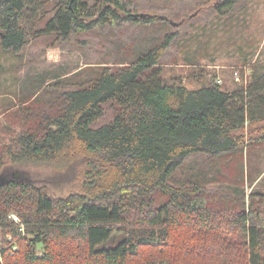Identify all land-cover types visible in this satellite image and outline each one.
<instances>
[{
    "label": "trees",
    "instance_id": "trees-1",
    "mask_svg": "<svg viewBox=\"0 0 264 264\" xmlns=\"http://www.w3.org/2000/svg\"><path fill=\"white\" fill-rule=\"evenodd\" d=\"M48 1L51 15L36 33L65 40L155 16L140 17L129 0H0L2 51L27 45L32 17ZM237 1L217 0L216 9L224 15ZM171 39L136 61L100 66L53 98L25 102L22 129L0 145V264H264V189L256 184L264 170L247 174L249 194L211 187L214 179L173 181L193 154L217 157L264 140V72L245 90L169 82L159 63ZM32 165L51 167L69 193L54 196L26 177L20 168Z\"/></svg>",
    "mask_w": 264,
    "mask_h": 264
},
{
    "label": "rangeland",
    "instance_id": "rangeland-1",
    "mask_svg": "<svg viewBox=\"0 0 264 264\" xmlns=\"http://www.w3.org/2000/svg\"><path fill=\"white\" fill-rule=\"evenodd\" d=\"M129 2L133 12L155 16L147 22L117 21L65 40L54 34L36 33L51 15L52 3L48 1L45 11L32 17L30 24L34 25L27 45L19 52L0 49V145L22 129L20 122L24 120L20 119L24 114L18 113H23L22 108L33 104V100L53 98L78 86L75 84L78 81L90 76L94 79L100 66L136 61L170 35L172 39L159 63L169 82L183 81L194 89L212 81L229 90L243 85L245 90L253 82L254 72H264V0H238L224 15L216 9L217 0ZM113 116L114 109H108L105 120ZM33 124L28 122L25 127ZM20 169L26 177L45 185L54 196L69 193L68 182L51 180L54 175L51 167L32 165ZM261 170H264V140L258 145L245 144L242 152L217 157L193 154L177 170L173 181L180 185L197 177L214 179L211 187L219 182L244 186L249 194L252 188L247 174L251 172L254 178ZM263 175L264 172L257 179L256 184L260 185L257 192L264 189V181L261 184L264 178L259 181ZM165 200L166 197L160 198V202ZM1 233L0 229V245ZM37 252L44 253L42 243Z\"/></svg>",
    "mask_w": 264,
    "mask_h": 264
},
{
    "label": "built area",
    "instance_id": "built-area-1",
    "mask_svg": "<svg viewBox=\"0 0 264 264\" xmlns=\"http://www.w3.org/2000/svg\"><path fill=\"white\" fill-rule=\"evenodd\" d=\"M236 74H239L238 70H236ZM11 217H13L17 222H20V218L16 215V214H11ZM9 240H11V236L8 237ZM17 247L16 246H13V249H16ZM3 262V259H2V252L0 250V263Z\"/></svg>",
    "mask_w": 264,
    "mask_h": 264
},
{
    "label": "water",
    "instance_id": "water-1",
    "mask_svg": "<svg viewBox=\"0 0 264 264\" xmlns=\"http://www.w3.org/2000/svg\"><path fill=\"white\" fill-rule=\"evenodd\" d=\"M140 17H145L147 14L146 13H139ZM172 23H175L174 21H171Z\"/></svg>",
    "mask_w": 264,
    "mask_h": 264
}]
</instances>
